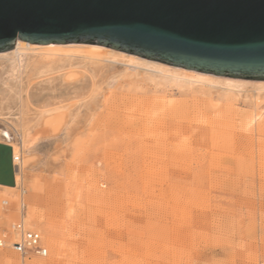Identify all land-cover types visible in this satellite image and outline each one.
<instances>
[{
	"label": "rangeland",
	"instance_id": "374dc122",
	"mask_svg": "<svg viewBox=\"0 0 264 264\" xmlns=\"http://www.w3.org/2000/svg\"><path fill=\"white\" fill-rule=\"evenodd\" d=\"M57 60L28 53L24 79ZM123 69L90 110L27 128L0 233L23 210L48 255L0 247V264H264V95ZM16 116L0 120L1 142L21 145Z\"/></svg>",
	"mask_w": 264,
	"mask_h": 264
},
{
	"label": "water",
	"instance_id": "95a60500",
	"mask_svg": "<svg viewBox=\"0 0 264 264\" xmlns=\"http://www.w3.org/2000/svg\"><path fill=\"white\" fill-rule=\"evenodd\" d=\"M89 43L216 75L264 80V0H0V51ZM0 184L14 185L0 142Z\"/></svg>",
	"mask_w": 264,
	"mask_h": 264
},
{
	"label": "bare ground",
	"instance_id": "6f19581e",
	"mask_svg": "<svg viewBox=\"0 0 264 264\" xmlns=\"http://www.w3.org/2000/svg\"><path fill=\"white\" fill-rule=\"evenodd\" d=\"M28 53L58 60L37 70L35 81L31 82L24 79L26 69L23 62L24 56ZM115 64L124 66V72L142 68L157 74L165 82L175 83L176 86L182 84L205 85L213 89L218 87L237 98L246 96L254 102L264 95V80L236 78L188 69L97 44L78 42L36 44L18 39L14 48L0 51V120H11L12 115H17L19 123L17 130L21 140V145L7 143L13 149L15 184H0L1 187L17 189L21 184L26 153L24 136L27 128L44 117L66 112L71 108L74 115H78L81 109L93 108L102 89L104 90L109 82L107 71ZM63 86H67V89L69 86L70 96H57L60 87ZM12 202H16V199H12Z\"/></svg>",
	"mask_w": 264,
	"mask_h": 264
},
{
	"label": "built area",
	"instance_id": "2783aa9c",
	"mask_svg": "<svg viewBox=\"0 0 264 264\" xmlns=\"http://www.w3.org/2000/svg\"><path fill=\"white\" fill-rule=\"evenodd\" d=\"M3 203L6 205L8 201L4 200ZM9 246L18 251L24 260L48 255L41 232L26 223L23 210L20 218L12 222L10 232L0 233V247Z\"/></svg>",
	"mask_w": 264,
	"mask_h": 264
}]
</instances>
